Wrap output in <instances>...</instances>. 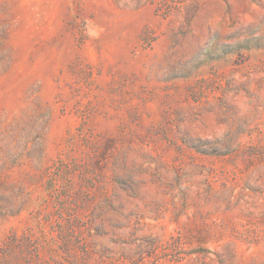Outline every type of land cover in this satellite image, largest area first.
I'll return each instance as SVG.
<instances>
[{
	"label": "rangeland",
	"instance_id": "1",
	"mask_svg": "<svg viewBox=\"0 0 264 264\" xmlns=\"http://www.w3.org/2000/svg\"><path fill=\"white\" fill-rule=\"evenodd\" d=\"M0 264H264V0H0Z\"/></svg>",
	"mask_w": 264,
	"mask_h": 264
}]
</instances>
